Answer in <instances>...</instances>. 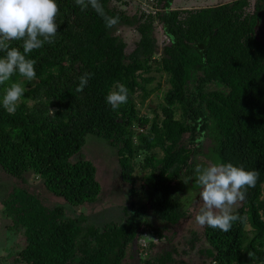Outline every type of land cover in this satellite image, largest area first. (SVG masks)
Here are the masks:
<instances>
[{"label": "trees", "instance_id": "16d2710c", "mask_svg": "<svg viewBox=\"0 0 264 264\" xmlns=\"http://www.w3.org/2000/svg\"><path fill=\"white\" fill-rule=\"evenodd\" d=\"M112 1L100 0L119 17L107 28L90 6L81 11L75 0H56L55 42L27 56L36 61V78L14 74L0 85V99L12 82L26 89L15 114L0 104V264H180L191 252L213 264H264V0H254L251 12L250 0L194 9L156 0L154 15L142 13V0L130 13ZM124 26L138 33L131 50L118 34ZM11 46L23 51L21 42ZM85 73L92 76L77 91ZM162 75L168 87L150 118L134 95L160 91ZM117 82L129 89L128 100L113 110L106 96ZM89 134L115 149L122 183L113 178L110 201L82 151ZM201 155L208 164L259 172L233 208L241 219L228 232L197 229L198 210L182 206L184 193L199 191L192 181ZM53 196L73 206L100 199L116 206L69 215L61 205H46ZM142 230L158 242L145 238L138 246Z\"/></svg>", "mask_w": 264, "mask_h": 264}, {"label": "clouds", "instance_id": "9594fccd", "mask_svg": "<svg viewBox=\"0 0 264 264\" xmlns=\"http://www.w3.org/2000/svg\"><path fill=\"white\" fill-rule=\"evenodd\" d=\"M75 4L81 11L90 6L103 19L107 28L119 23V17L108 15L100 0H75ZM58 12L56 0H0V52L4 53L0 56V85L9 82L14 74L28 81L36 78V61L27 56L45 43L55 42ZM13 41L21 42L22 52L19 47L11 46ZM91 76V73L80 76L76 90L83 91ZM25 92L26 89L19 82H12L5 88L0 104L8 114H15ZM128 92L129 89L123 83L117 82L115 90L107 94L106 102L116 110L121 104L127 103ZM194 174L199 188L196 196L200 202L195 222L223 232L230 231L233 223L241 219L234 214L233 207L238 201L246 199L249 188L256 186L259 172L246 170L231 162H214L206 166L196 165ZM184 182L188 183L189 180L185 179ZM191 203V200H186L185 206Z\"/></svg>", "mask_w": 264, "mask_h": 264}, {"label": "rangeland", "instance_id": "374dc122", "mask_svg": "<svg viewBox=\"0 0 264 264\" xmlns=\"http://www.w3.org/2000/svg\"><path fill=\"white\" fill-rule=\"evenodd\" d=\"M137 1L138 0H132L128 5L125 6L122 3H120L119 1L113 0L111 2L110 6H116L117 8L124 9L128 13H130V11L134 12L135 10L138 9L139 4H137ZM229 1H231V0H173L171 7L173 9H180V8L194 9V8H200V7H204V6L217 5V4L229 2ZM253 3H254V0L249 1V5L246 8V12L252 11ZM259 31H260L259 34H261V35L264 34V31L262 29H260ZM157 32H158L160 42H161L163 35L161 34L159 27L157 28ZM118 34H120L121 38L127 43V49L131 50L133 48L135 41L138 39V33L136 31H134L133 29L124 26V27L120 28ZM159 79L161 80L160 91L155 92L148 97H146L145 95H142L141 92H136V94L134 95L136 105L139 108L140 112L142 114L147 115L150 118L155 116V112L153 109L156 108V105L158 104V102L161 101V95L164 92V90L168 87V83L166 82V75H162V77H160ZM158 121H161V117L158 118ZM82 151L85 154L86 158L90 160V162L93 164V166L95 167V169L97 171V179L99 182H101L102 194L104 193L105 198L108 199L109 201L111 200V198H115L113 196L108 195V194H110V192H112V193L115 192L112 190V187H113L112 181L114 180L113 178L117 179L119 181V184L122 183L121 178L119 177L120 175L115 174V163L113 162V160H114L113 154L115 152V149L103 138L89 134L88 136H86L85 143L82 147ZM204 151H205V149L202 151V153ZM198 158H199L198 162L200 163V165H207L208 164V161H209L208 157L201 155V156H198ZM136 173H138V172H136ZM142 174H144V173H140V175H142ZM192 182H193L194 186H198L196 184L195 178H193ZM141 183H142V180L138 181V179H136L135 184L137 186H139V184H141ZM33 187L34 186L31 184L30 188H33ZM35 191H37L41 197H44L46 195V193L41 191L40 188L35 189ZM53 197L54 198H50V199H47L45 201L46 205L50 206V207L55 206V205H59V206L61 205L64 208V211L69 215L78 214V212H79L78 210H81V212L85 211L86 213H88L87 207L88 208L91 207L92 209L98 207L101 209H109L108 211H110L112 208H115V206H116V205L111 206V204L109 202H106V201L104 202L103 200L100 199L99 204L92 203L91 205H89L87 207L86 206L80 207V206L71 205L70 203L63 200L61 197H55V196H53ZM185 197H187V196H185ZM195 197H196V195H194V194L189 195V199L193 203V207L191 209L196 212L199 209L200 204L198 203L199 201L197 200V197L196 198ZM116 198H117V200H119V195H116ZM189 199L184 198L183 205H184L185 201L189 200ZM238 204H239V201L237 202V204L233 208H236ZM76 211H77V213H76ZM109 217H110V215H107L106 220H108ZM194 223H192V224H194ZM182 226H183L182 223H180L179 226L175 227V230L177 231L179 236L183 235V232H185V231L182 232ZM200 228H201V226H200ZM200 228L198 225L197 229H200ZM152 235H153L152 232H149L148 230H142V236L138 240V246H139V242L141 243V246H145L146 245V239H151L153 241L158 242V239L156 238V236H154V235L152 236ZM161 242H164V241H161ZM181 242H179V244H176L178 251H182L183 249H185V244L180 245ZM11 243H12V241H11ZM201 244L202 243L200 242V245ZM2 245L3 246L5 245L4 241H3ZM3 246L2 247L0 246V249H3ZM144 256H145L144 258L149 256V250H147L146 248H145ZM180 257L184 261L183 263L180 262V264H185V262H186V264H213V262L209 263V260H208V262L205 261V258L202 257V255L197 254L196 252H191V254H188L186 256L183 254ZM173 258L176 261L177 260L180 261L178 259L179 256H177V254H174ZM5 263L11 264V262H9V261H5ZM253 264H255V263H253Z\"/></svg>", "mask_w": 264, "mask_h": 264}, {"label": "built area", "instance_id": "2783aa9c", "mask_svg": "<svg viewBox=\"0 0 264 264\" xmlns=\"http://www.w3.org/2000/svg\"><path fill=\"white\" fill-rule=\"evenodd\" d=\"M142 13L144 14H156L160 9L157 6L156 0H142Z\"/></svg>", "mask_w": 264, "mask_h": 264}, {"label": "flooded vegetation", "instance_id": "af4514ba", "mask_svg": "<svg viewBox=\"0 0 264 264\" xmlns=\"http://www.w3.org/2000/svg\"><path fill=\"white\" fill-rule=\"evenodd\" d=\"M205 166H206V165H205ZM182 176H183V175H182ZM182 178H184V177H182ZM187 193L190 194L189 191H187ZM187 193H186V195H188ZM184 196H185V193H184V195H182V200H181V202H182V206L185 208V203H184V205H183V201H184V198H185ZM188 197H189V196H188ZM197 200H198V199H197ZM198 203L200 204V202H198Z\"/></svg>", "mask_w": 264, "mask_h": 264}]
</instances>
